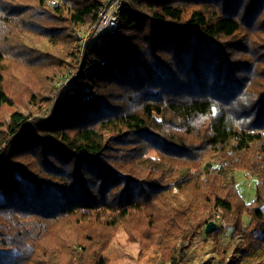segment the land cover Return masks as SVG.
<instances>
[{
  "label": "trees",
  "instance_id": "16d2710c",
  "mask_svg": "<svg viewBox=\"0 0 264 264\" xmlns=\"http://www.w3.org/2000/svg\"><path fill=\"white\" fill-rule=\"evenodd\" d=\"M122 4L53 102L101 1L0 0V264H108L114 230L144 224L153 264H264V0ZM211 222L200 263L187 246ZM75 226L100 236L62 260L45 237Z\"/></svg>",
  "mask_w": 264,
  "mask_h": 264
},
{
  "label": "rangeland",
  "instance_id": "374dc122",
  "mask_svg": "<svg viewBox=\"0 0 264 264\" xmlns=\"http://www.w3.org/2000/svg\"><path fill=\"white\" fill-rule=\"evenodd\" d=\"M23 2H31V0H20ZM101 1V0H100ZM10 26L13 25V22L9 21L8 23ZM91 27H89L87 30H78L76 32V40H77V52L73 55L71 58V61L73 63V66L75 67L73 70L69 71L66 75H60L56 77L53 82V99L54 102L55 95L57 93V87H69L72 83L71 79L74 75H76L77 69L76 65L79 62V58H81L80 54L78 53L79 43L81 36H84L85 33H87L90 30ZM15 30H20L15 29ZM9 70H11V67L9 66ZM7 87L10 88V90L13 91V95L16 101L22 100V90H16L13 89L11 83L13 81V74L8 72L7 73ZM77 88H81L80 84L75 85ZM83 89V88H82ZM52 104L47 107L48 111L42 110L43 115L46 116V113H50ZM41 112V113H42ZM5 117L7 118V114L5 113ZM235 179L237 182V188L241 196L246 202H250L254 195V186L256 183V180L245 173L237 172L235 174ZM219 217V214H215L214 217ZM222 223L223 229H225L223 235H222V242L223 244L227 243L228 237L231 233V229L223 222V220L219 217ZM245 222L247 221V218L245 217ZM97 227L91 228L86 226L85 228L75 226L73 233H60L55 235L51 240L52 236H47L45 239L47 242L57 246L52 247L54 249V252L56 253V256L59 257L62 260H67L71 254V252L64 248L68 243L72 242V237L77 233L80 234V237L83 241L90 243V239H93L94 241L97 240V237L100 235H97ZM205 228V227H204ZM132 230H134V239L130 238L129 231L124 226H119L114 230L113 236H110L108 243L103 249V255L107 258L108 264H153V260L150 258V245L149 242L144 239H139L142 237L148 236L146 233V226H133ZM215 232H211L209 234L204 233V229L197 233L191 241L188 243L187 250L192 251L197 248L198 250V262L200 263H207L211 262V260L215 256V252L213 250L211 241L212 239H209ZM207 237V239H205ZM56 248V249H55ZM148 250V251H146Z\"/></svg>",
  "mask_w": 264,
  "mask_h": 264
},
{
  "label": "built area",
  "instance_id": "2783aa9c",
  "mask_svg": "<svg viewBox=\"0 0 264 264\" xmlns=\"http://www.w3.org/2000/svg\"><path fill=\"white\" fill-rule=\"evenodd\" d=\"M101 4L97 22L84 36H81L80 56L85 49L93 47L99 39H108L119 26V17L123 8L122 0H101Z\"/></svg>",
  "mask_w": 264,
  "mask_h": 264
},
{
  "label": "water",
  "instance_id": "95a60500",
  "mask_svg": "<svg viewBox=\"0 0 264 264\" xmlns=\"http://www.w3.org/2000/svg\"><path fill=\"white\" fill-rule=\"evenodd\" d=\"M215 230H216V224L214 222H211V223L206 225V227L204 229V233L209 234Z\"/></svg>",
  "mask_w": 264,
  "mask_h": 264
}]
</instances>
